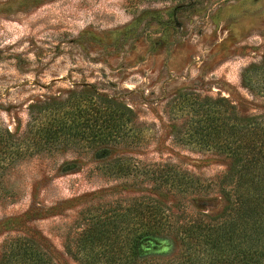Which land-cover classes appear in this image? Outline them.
I'll use <instances>...</instances> for the list:
<instances>
[{
    "label": "rangeland",
    "instance_id": "obj_1",
    "mask_svg": "<svg viewBox=\"0 0 264 264\" xmlns=\"http://www.w3.org/2000/svg\"><path fill=\"white\" fill-rule=\"evenodd\" d=\"M207 98L264 113V0H0V152L21 146L0 167V189L17 193L0 204V258L26 237L42 264H81L66 247L83 223L141 197L195 217L191 199L209 191L169 193L164 179L226 170L183 138L182 109ZM105 99L132 112L106 138ZM215 196L196 205L216 212ZM172 237L142 264H183Z\"/></svg>",
    "mask_w": 264,
    "mask_h": 264
},
{
    "label": "trees",
    "instance_id": "obj_2",
    "mask_svg": "<svg viewBox=\"0 0 264 264\" xmlns=\"http://www.w3.org/2000/svg\"><path fill=\"white\" fill-rule=\"evenodd\" d=\"M205 101L198 109H182L187 118L183 138L185 144L222 158L226 170L204 182L187 172L167 171L164 182L169 193L182 185L186 192L209 191L197 193L203 198L215 194L218 210L208 214L198 204L208 199L193 198L196 216L182 221L158 200L137 198L127 207L85 221L73 248L66 247L75 260L81 264H142L162 237L173 235L169 240L181 247L183 264H264V113L242 115L225 99ZM103 103L96 113L106 138L123 131L125 115L132 112L122 105L119 108L123 109H112L107 99ZM1 147L0 167L13 169L21 146L10 141ZM119 161L114 159L109 165L118 166ZM16 198L14 191H0V204ZM4 249L0 264H42L45 260L34 241L26 237L6 241Z\"/></svg>",
    "mask_w": 264,
    "mask_h": 264
}]
</instances>
